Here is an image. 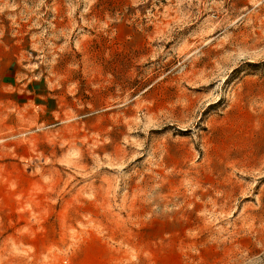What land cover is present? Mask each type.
<instances>
[{
    "label": "rangeland",
    "instance_id": "obj_1",
    "mask_svg": "<svg viewBox=\"0 0 264 264\" xmlns=\"http://www.w3.org/2000/svg\"><path fill=\"white\" fill-rule=\"evenodd\" d=\"M0 264H264V0H0Z\"/></svg>",
    "mask_w": 264,
    "mask_h": 264
}]
</instances>
